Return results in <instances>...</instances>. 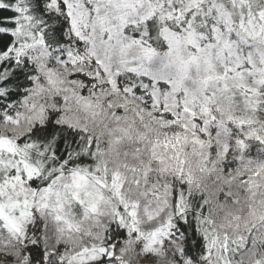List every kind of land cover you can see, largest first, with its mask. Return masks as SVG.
Returning a JSON list of instances; mask_svg holds the SVG:
<instances>
[{"label":"snow or ice","instance_id":"obj_1","mask_svg":"<svg viewBox=\"0 0 264 264\" xmlns=\"http://www.w3.org/2000/svg\"><path fill=\"white\" fill-rule=\"evenodd\" d=\"M104 2L0 0V98L21 96L31 110L27 126L16 132L21 111L0 104V122L14 133L0 135V234L6 236L0 264H129L126 246L143 241L145 251L161 256L164 244L183 240L189 229L201 234L196 249L206 264L217 247L216 264H230L225 257L250 244L253 264H264V247L255 248L264 226L256 199L264 198V0H106L119 9L111 18L102 11ZM54 21L59 27L51 26ZM89 22L91 35L85 32ZM66 26L89 45L87 62L98 68L88 77L101 82L87 95L77 93L83 80L50 75L47 84L76 94L91 126L70 115L67 96L50 105L30 103L43 87L33 84L36 76L20 83V66L37 48H49V28L63 41ZM97 32L101 45L130 41L141 50L139 59L121 61L130 80L121 83L120 68L113 74L96 55ZM60 62L76 65L84 57L69 48ZM13 84L20 91L9 92ZM128 183L156 186L141 192L149 221L170 210L147 232L140 226V202L123 194ZM72 204L92 221L86 233L92 243L66 256L51 247L48 221L57 225V245L64 240L60 225L79 232L80 223L68 218ZM225 205V219L240 235L225 231L208 243L212 214ZM107 207L120 231L102 238L94 230L106 227L100 217ZM177 251L191 256L185 264L196 258L191 249Z\"/></svg>","mask_w":264,"mask_h":264},{"label":"clouds","instance_id":"obj_2","mask_svg":"<svg viewBox=\"0 0 264 264\" xmlns=\"http://www.w3.org/2000/svg\"><path fill=\"white\" fill-rule=\"evenodd\" d=\"M74 2V0H73ZM75 11V9H74ZM102 11L108 17H114L118 14L119 9L106 2L102 3ZM92 15H95L94 13ZM66 17L61 15V21L65 20ZM51 26L59 27L60 21L50 22ZM86 34L91 35L92 33V23L89 22L88 29L85 30ZM134 33V29L129 28L126 35L131 37ZM64 37L63 41H59L58 36H54L51 27L48 31V44L49 48H37L35 51L31 53L33 56V60L28 63L25 67L21 65V69L24 71L25 75L20 78V83L23 84L24 81L29 76H36L37 80L33 82L34 85H42V89L39 92V95L34 97V101L37 105H39L40 101H44L46 105H50L56 101L57 97L67 96L68 101L67 103L71 106V113L74 118L79 117L81 120H86L89 125L91 126V120L89 119L88 115L80 110V105L77 103L76 94L72 92H60L57 93L54 90L50 89L47 84V78L51 75L54 79H60L67 81L69 79H76V80H83L85 84V88L77 89V93H83L87 95V93L91 90L94 84H99L101 81H97L88 77V73L91 72L93 77L97 72L98 66L95 63H88V52L87 49L89 45L83 41H79L77 37L72 34L70 26H66L64 31L60 33ZM59 41V42H57ZM130 41H125L123 46L117 40L114 41L111 46L101 45L99 43V33H96V45L93 49L96 52V55L99 56L101 60H103L105 66H110L112 69L113 74L115 73L117 68H120L121 75L123 79L120 81L123 83L125 80H130L131 77L124 72V65L121 64L122 60H133L139 59L141 56V50L136 46H128ZM71 49L74 53L78 52L81 56L84 57V62H79L76 65L71 64H64L61 63V57L63 56L64 52L67 49ZM49 49H51V53L49 54ZM40 54V55H38ZM66 59V57H65ZM96 56L92 57V60H95ZM15 66L13 69L9 71H14ZM103 79V78H101ZM91 81V82H90ZM66 86V85H65ZM25 88L33 87V85L24 84ZM7 90L9 92H17L20 89L17 85L13 84L7 86ZM8 103H12L15 106L16 110L21 111L22 118H21V125L16 132L22 131L26 126V118L31 114V110L22 102V97L17 96L14 100L10 101L8 99L7 93L3 94V97L0 98V104L7 105ZM59 103L63 104V100H60ZM12 128L11 125H6L0 122V135L5 134H13L9 132ZM80 143V141H78ZM75 147V146H73ZM63 151V149H62ZM35 153H33V159H35ZM90 158H85V164H88ZM91 166V165H89ZM197 167L196 162L193 160L192 168L195 170ZM197 177H199V173H196ZM42 178H37V183L41 182ZM171 179V177H169ZM156 187L153 184H149L147 187L142 186L140 189H137L136 186L132 183H128L124 186L123 194L128 199H135L140 202V220H141V228L144 231H149L152 227H155L159 224L164 217L168 215V211L165 210L161 212L159 217H154L152 221H149L144 215V205L146 203L145 197L141 195L142 191H148L151 193L152 189ZM106 198H111V193H106ZM163 197V191L161 190V198ZM257 205H258V214H264V204H261L260 201L264 198L257 197ZM199 200V197L196 198ZM117 201L113 200L112 206H115ZM229 205H225V208L219 209V214H212V218L214 221L213 225V232L209 234V241L211 243L212 236L220 235L222 236L225 231L228 232L231 238H235L240 233L236 230L235 222L228 221L225 219L224 213L228 211ZM193 209H195V203H193ZM111 208H105V215L100 217L102 223L106 226L105 228L94 230L98 236L102 238L111 237L113 233L120 231L118 225L113 222L112 216L110 215ZM83 209H79L76 204H72L71 208L69 209V219L78 222L81 225L80 231L77 232L75 228L68 230L67 225H60V227L65 229L64 232V240L60 245L55 244V232L54 229L57 225L51 221H48L49 228H48V235L51 242V247L53 249L59 248L61 254H65L66 256L71 253H76L79 248L83 247L85 244H91L92 240L86 235L87 230L91 227L92 221L86 220L83 218ZM247 215V213H245ZM243 227V224L241 225ZM258 237L257 243L255 248H262L264 247V226L258 229ZM201 234H197L193 236L192 230L189 229L185 235L183 240L177 239L175 244L166 243L163 245L164 255L157 256L152 254L151 252H147L144 250V242L139 241L134 246H126L127 251L124 254V258L129 261V264H185L186 260H190L191 256L186 251L183 256L177 251L178 247H184L185 249H191V255H194L196 258L191 260V264H206L205 260L203 259V253L197 251L196 249V240L200 238ZM246 235V233H245ZM0 239H6L4 234H0ZM127 239V235L124 237H116L113 240V243L123 241ZM98 242V241H97ZM253 246L250 244L248 249H241L238 252H230L226 260L230 261V264H253L254 257L252 256ZM219 255V248L217 247L214 255L212 264H216V256ZM110 264V262H109Z\"/></svg>","mask_w":264,"mask_h":264}]
</instances>
